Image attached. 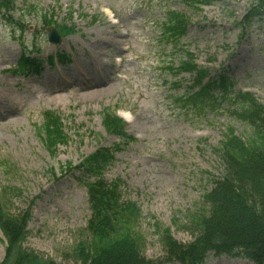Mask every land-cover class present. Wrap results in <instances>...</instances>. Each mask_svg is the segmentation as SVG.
<instances>
[{"label": "rangeland", "instance_id": "374dc122", "mask_svg": "<svg viewBox=\"0 0 264 264\" xmlns=\"http://www.w3.org/2000/svg\"><path fill=\"white\" fill-rule=\"evenodd\" d=\"M251 1L216 0L196 8L183 0H18L14 19L0 12V189L8 194H0V208L30 211L26 247L61 264L75 263L70 250L90 209L81 170L67 165L119 141L102 125L105 108L117 110L136 139L121 144L104 174L123 179L125 197L140 206L143 252L151 259L162 255L155 221L178 240L192 239L187 220L205 207L203 195L220 175L213 146L226 125L240 134L247 127L228 111L194 113L171 97L175 78L163 66L182 53L158 38L155 20L165 7L186 13L191 22L182 47L198 63L227 69L237 87L264 103V20L241 37L235 27ZM45 13L72 25L58 44L47 40ZM18 17L23 30L13 22ZM14 36L29 48L34 44L43 59L61 52L69 57L44 62L39 72H17L12 66L21 47ZM180 75L178 91L191 80ZM47 110L68 137L55 149L39 130ZM4 258L0 229V262ZM205 264L248 262L210 255Z\"/></svg>", "mask_w": 264, "mask_h": 264}, {"label": "trees", "instance_id": "16d2710c", "mask_svg": "<svg viewBox=\"0 0 264 264\" xmlns=\"http://www.w3.org/2000/svg\"><path fill=\"white\" fill-rule=\"evenodd\" d=\"M17 0H0V12L12 15ZM197 3L211 0H196ZM264 20V0H254L239 29H249ZM20 21V20H17ZM44 21L52 19L44 14ZM18 23V22H17ZM185 16L168 10L164 14L161 27H172V39H176L185 29ZM20 26L24 29L23 23ZM66 29V30H65ZM67 31L66 25L61 26ZM22 44V55L14 67L16 71L38 70L42 64L39 51L26 50ZM29 53H36L31 55ZM52 63V56L48 57ZM171 72L187 71L191 76L190 88L176 94L184 104L205 109L215 102L244 122L248 128L245 135L237 134L230 125L214 152L222 164V175L214 181L205 198L209 205L208 215L192 219V227L199 233L188 243L176 240L168 228L160 231L163 256L158 262L178 261L179 264H204L211 251L218 255L242 256L251 264H264V104L254 93L235 87L233 77L224 69L212 71L188 57L170 64ZM102 122L107 132L116 134L122 142L134 140L125 130V122L108 108ZM42 139L47 147L56 145L67 138L61 129L59 118L52 111L44 113ZM111 148L100 147L86 156L78 165L82 172L92 178L85 181L91 217L87 226L78 232V242L70 255L75 264H154L142 251L143 235L138 226L139 208L123 196V181L119 178L108 180L103 170L113 159ZM0 194L6 195L5 189ZM8 195V194H7ZM30 211L11 212L10 208H0V228L6 239V260L4 264H60L45 258L32 249L22 246L27 235Z\"/></svg>", "mask_w": 264, "mask_h": 264}, {"label": "water", "instance_id": "95a60500", "mask_svg": "<svg viewBox=\"0 0 264 264\" xmlns=\"http://www.w3.org/2000/svg\"><path fill=\"white\" fill-rule=\"evenodd\" d=\"M48 32H49V34H48L49 37H48V38H49V40H50L51 42L56 43V42L60 41V36H59V34L57 33L55 27L51 26V27L48 29Z\"/></svg>", "mask_w": 264, "mask_h": 264}]
</instances>
